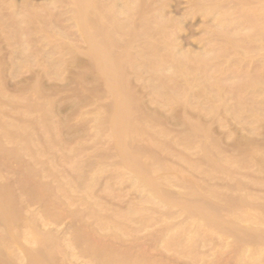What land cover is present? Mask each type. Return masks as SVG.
<instances>
[{
    "label": "rangeland",
    "instance_id": "rangeland-1",
    "mask_svg": "<svg viewBox=\"0 0 264 264\" xmlns=\"http://www.w3.org/2000/svg\"><path fill=\"white\" fill-rule=\"evenodd\" d=\"M114 263L264 264V0H0V264Z\"/></svg>",
    "mask_w": 264,
    "mask_h": 264
},
{
    "label": "bare ground",
    "instance_id": "bare-ground-1",
    "mask_svg": "<svg viewBox=\"0 0 264 264\" xmlns=\"http://www.w3.org/2000/svg\"><path fill=\"white\" fill-rule=\"evenodd\" d=\"M107 65V64H106ZM111 69V68H110ZM148 187V186H147ZM84 248V247H83ZM89 248H90V246H89ZM85 251V250H84ZM91 252H92V250H91ZM117 254H119V253H117ZM116 254V255H117ZM120 255V254H119ZM107 257V256H106ZM118 257V256H117ZM122 258V257H121ZM95 259V258H94ZM112 259V258H111ZM101 263V262H100ZM115 264V263H114Z\"/></svg>",
    "mask_w": 264,
    "mask_h": 264
}]
</instances>
